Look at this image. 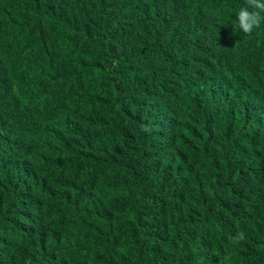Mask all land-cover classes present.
<instances>
[{"label":"trees","instance_id":"1","mask_svg":"<svg viewBox=\"0 0 264 264\" xmlns=\"http://www.w3.org/2000/svg\"><path fill=\"white\" fill-rule=\"evenodd\" d=\"M245 6L0 0V264H264Z\"/></svg>","mask_w":264,"mask_h":264},{"label":"clouds","instance_id":"2","mask_svg":"<svg viewBox=\"0 0 264 264\" xmlns=\"http://www.w3.org/2000/svg\"><path fill=\"white\" fill-rule=\"evenodd\" d=\"M261 13H264V0H246V6L241 7L236 15L235 32L237 34L251 35L253 30L259 28L262 21H264V16ZM143 130L149 131L148 128H144ZM245 238L243 232H238L233 239L236 242H240L245 240Z\"/></svg>","mask_w":264,"mask_h":264}]
</instances>
